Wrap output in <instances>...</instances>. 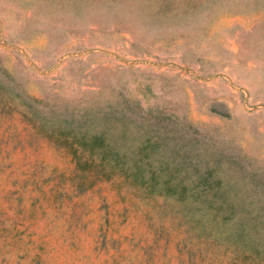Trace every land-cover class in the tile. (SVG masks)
I'll use <instances>...</instances> for the list:
<instances>
[{
	"label": "rangeland",
	"instance_id": "obj_1",
	"mask_svg": "<svg viewBox=\"0 0 264 264\" xmlns=\"http://www.w3.org/2000/svg\"><path fill=\"white\" fill-rule=\"evenodd\" d=\"M0 82V264H264L102 173L20 98L82 111L121 94L264 177V0H0Z\"/></svg>",
	"mask_w": 264,
	"mask_h": 264
},
{
	"label": "trees",
	"instance_id": "obj_2",
	"mask_svg": "<svg viewBox=\"0 0 264 264\" xmlns=\"http://www.w3.org/2000/svg\"><path fill=\"white\" fill-rule=\"evenodd\" d=\"M20 98L23 113L86 153L102 173L146 194L170 197L198 234L243 258L264 260V177L240 165L235 151L188 121L144 112L121 94L82 111L45 112L34 98ZM233 166L237 174L230 179L225 172Z\"/></svg>",
	"mask_w": 264,
	"mask_h": 264
}]
</instances>
